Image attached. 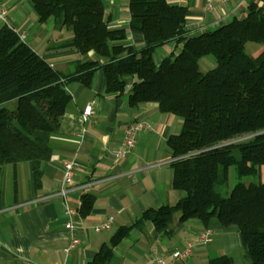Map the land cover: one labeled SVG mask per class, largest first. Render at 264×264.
I'll return each instance as SVG.
<instances>
[{
  "label": "trees",
  "instance_id": "trees-1",
  "mask_svg": "<svg viewBox=\"0 0 264 264\" xmlns=\"http://www.w3.org/2000/svg\"><path fill=\"white\" fill-rule=\"evenodd\" d=\"M41 23L53 20L55 29L71 31L62 47L79 54H95L104 61L87 60L63 74L54 69L16 32L0 26V174L5 164L29 161L34 183L40 165L51 157V136L72 105L65 84L89 86L103 69L106 92H126L128 104L155 103L158 111L182 119L179 132L166 139L171 154V187L180 193L174 204L148 209L134 223H151L167 234L175 214L179 221L196 219L205 226L216 220L234 225L241 238V253L248 264H264V49L255 57L247 42L264 45V0H252L246 13L215 30L190 34L187 8L168 0H128L129 29L141 34L143 45H124V29L111 30L103 0H31ZM181 43L178 52L158 63L154 50L166 43ZM212 55L215 65L202 72L200 60ZM131 86L127 88V81ZM251 135L247 140L231 142ZM233 166L239 178L223 194ZM95 197L81 195L79 213H90ZM131 227H120L87 264H106L112 248ZM208 264H234L228 255Z\"/></svg>",
  "mask_w": 264,
  "mask_h": 264
},
{
  "label": "crops",
  "instance_id": "crops-1",
  "mask_svg": "<svg viewBox=\"0 0 264 264\" xmlns=\"http://www.w3.org/2000/svg\"><path fill=\"white\" fill-rule=\"evenodd\" d=\"M252 0H228L226 6L205 10V0H168L187 8L185 28L190 34L215 30L234 17L244 16ZM7 10V23L27 34V44L54 69L66 74L78 63L104 61L95 54H79L59 43L71 37V31L55 29L53 20L41 23L31 0H1ZM105 20L111 30L124 29L122 42L133 48L143 45L138 32L129 29L128 0H103ZM7 25L0 23V26ZM7 25V26H8ZM181 43L171 41L154 50L159 62L177 53ZM200 63L208 61L200 60ZM127 81V88L131 86ZM73 103L65 111L59 130L51 136V157L40 165L41 176L34 183L29 161L5 164L0 174V264H87L104 244L107 245L120 227H131L112 248L106 264H156L153 250L167 255L196 241L204 229H211V240L195 244L191 255L181 264H208L211 258L228 255L234 264H245L241 258V238L234 225L223 226L216 220L206 226L199 220L179 221L175 214L167 234L156 231L150 222L134 223L148 209L174 204L180 193L171 187L172 160L166 145L169 135L179 132L181 122L170 113L158 111L155 103L128 104L126 92H106L103 69L94 71L90 85L78 81L65 84ZM90 105L93 114L81 123L83 107ZM145 118L149 130L136 134L132 152L123 159L115 157L125 127ZM74 161L72 185L63 188V164ZM95 197L90 213H79L81 195ZM70 206L74 214L68 215ZM112 219V228L95 232L93 226ZM71 221L79 243L68 253Z\"/></svg>",
  "mask_w": 264,
  "mask_h": 264
},
{
  "label": "built area",
  "instance_id": "built-area-1",
  "mask_svg": "<svg viewBox=\"0 0 264 264\" xmlns=\"http://www.w3.org/2000/svg\"><path fill=\"white\" fill-rule=\"evenodd\" d=\"M228 4V0H205V10L210 11L214 8H220L222 6H226ZM0 23L7 24V10L2 4L0 0ZM13 31L16 32L18 38L26 42L27 34L24 30L20 31L14 27L8 25ZM93 114L92 107L90 105H86L83 107L82 112L79 117V121L81 123L86 122L89 117ZM151 129L150 123L145 118H139L131 123H129L123 133V138L120 142V147L115 152V157L117 159H123L127 157L133 150L136 143V134L140 130H149ZM75 169L74 161H66L63 164V188L61 189V194L64 195L66 190L72 185L73 175ZM65 211L68 215L74 214V209L70 206L66 205ZM65 227L69 231V243L64 248V252L68 253L71 249H73L78 243L79 238L75 235V226L71 221H68L65 224ZM95 232L106 231L112 228V219L107 218L104 221L95 224L93 227ZM211 229H204L197 237L196 241L193 243H188L184 248L176 249L172 251L170 254L163 255L157 253L156 250H153L152 259L156 264H181L183 260L188 258L191 255L192 248L195 244H204L211 240Z\"/></svg>",
  "mask_w": 264,
  "mask_h": 264
},
{
  "label": "rangeland",
  "instance_id": "rangeland-1",
  "mask_svg": "<svg viewBox=\"0 0 264 264\" xmlns=\"http://www.w3.org/2000/svg\"><path fill=\"white\" fill-rule=\"evenodd\" d=\"M263 49H264V45L261 43L247 42L245 44L246 53L252 57L257 56ZM201 60L202 61H208V63H200V70L202 72H205L206 70L212 68L215 65V59L212 55H206V56L202 57ZM174 117H176L182 124V119L180 117L175 116V115H174ZM250 137H251V135L242 136V137L234 139L231 142H235V143L240 142L243 140H247ZM261 168H262L261 178H264V166H262ZM261 178H258L256 176H247V177L239 178L235 172L234 167L231 166L229 168V171H228L227 186H226V188H224L222 190V192H223V194H228L231 191V189L233 188V186L239 181H241L245 184H248L249 182L256 181V180L261 179ZM241 258L244 260L245 264H248V260H246L247 258H245L242 253H241Z\"/></svg>",
  "mask_w": 264,
  "mask_h": 264
}]
</instances>
